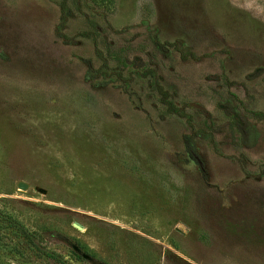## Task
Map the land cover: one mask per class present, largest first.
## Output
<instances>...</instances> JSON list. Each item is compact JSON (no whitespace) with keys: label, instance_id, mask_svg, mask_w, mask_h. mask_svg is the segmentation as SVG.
<instances>
[{"label":"rangeland","instance_id":"rangeland-1","mask_svg":"<svg viewBox=\"0 0 264 264\" xmlns=\"http://www.w3.org/2000/svg\"><path fill=\"white\" fill-rule=\"evenodd\" d=\"M0 264H264V0H0Z\"/></svg>","mask_w":264,"mask_h":264},{"label":"trees","instance_id":"trees-1","mask_svg":"<svg viewBox=\"0 0 264 264\" xmlns=\"http://www.w3.org/2000/svg\"><path fill=\"white\" fill-rule=\"evenodd\" d=\"M157 90H159L158 88H157ZM160 92V91H159ZM161 95L162 96H164V93L163 92H161ZM166 102V105H167V111H169V112H171V113H177V108L176 107H174L172 104H171V102H168V101H165Z\"/></svg>","mask_w":264,"mask_h":264},{"label":"water","instance_id":"water-1","mask_svg":"<svg viewBox=\"0 0 264 264\" xmlns=\"http://www.w3.org/2000/svg\"><path fill=\"white\" fill-rule=\"evenodd\" d=\"M17 187L20 188V189H24L25 188V184L22 183V182H18L17 183Z\"/></svg>","mask_w":264,"mask_h":264},{"label":"flooded vegetation","instance_id":"flooded-vegetation-1","mask_svg":"<svg viewBox=\"0 0 264 264\" xmlns=\"http://www.w3.org/2000/svg\"><path fill=\"white\" fill-rule=\"evenodd\" d=\"M232 118H234L235 119V121L238 123V124H240V119L237 117V115H235V114H232Z\"/></svg>","mask_w":264,"mask_h":264}]
</instances>
